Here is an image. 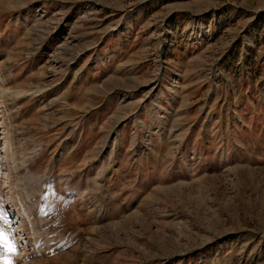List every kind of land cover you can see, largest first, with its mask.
<instances>
[{
  "label": "rangeland",
  "instance_id": "rangeland-1",
  "mask_svg": "<svg viewBox=\"0 0 264 264\" xmlns=\"http://www.w3.org/2000/svg\"><path fill=\"white\" fill-rule=\"evenodd\" d=\"M0 264H264V0H0Z\"/></svg>",
  "mask_w": 264,
  "mask_h": 264
}]
</instances>
